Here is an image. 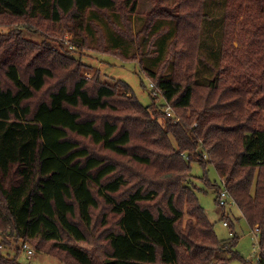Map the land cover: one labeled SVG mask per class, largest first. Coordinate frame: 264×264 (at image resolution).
I'll return each mask as SVG.
<instances>
[{"label": "trees", "instance_id": "16d2710c", "mask_svg": "<svg viewBox=\"0 0 264 264\" xmlns=\"http://www.w3.org/2000/svg\"><path fill=\"white\" fill-rule=\"evenodd\" d=\"M207 1L148 14L143 35L171 19L176 36L160 67L145 71L147 106L125 81L88 76L94 66L63 43L66 31L88 49L91 12L129 45L140 42L138 0H0V26H16L0 34V264H22V242L64 264H249L235 250L222 180L264 251V0H227L213 63L201 53ZM40 30L43 42H30ZM193 164L220 177L208 186L230 241L199 202Z\"/></svg>", "mask_w": 264, "mask_h": 264}, {"label": "rangeland", "instance_id": "374dc122", "mask_svg": "<svg viewBox=\"0 0 264 264\" xmlns=\"http://www.w3.org/2000/svg\"><path fill=\"white\" fill-rule=\"evenodd\" d=\"M179 0H138V7L136 14L131 17L132 30L134 36L140 35V42L129 45L128 41L122 40L117 32L110 26L107 19L99 13L91 12L90 18L95 20L97 24L90 25L89 30L86 31V48L81 50L70 43L73 35L71 33L64 32L63 43L66 49L72 52V55L78 59L84 60L89 65H93L94 70L87 72L88 76H93L95 72L99 71L103 73L108 83L115 80H123L130 84L133 88L136 96L144 105H151L153 98L150 95V88L152 82L146 74V70H157L160 65L166 60L169 52V45L174 41L176 36V26L171 19H157L152 26V30L147 35H143V28L147 21L148 14L155 9L165 10L171 14H175L176 5ZM227 6V0H208L205 6V14L207 18L202 27V40H201V53L209 63H213L215 56L220 47V41L222 39L223 32V17ZM118 14H112L119 21ZM89 18V19H90ZM98 25H100L102 32L105 36V42L102 33L98 34ZM121 28L125 29V26L121 23ZM16 29V26H0V34H8L10 31ZM24 31V30H23ZM28 32V31H26ZM27 35L29 41L36 43L43 42L45 39L40 31H31ZM103 38L101 43L102 48L106 54L97 53L96 49L99 48V37ZM137 41V40H135ZM60 39L57 40L53 46L60 47ZM58 43V44H57ZM239 48L240 46L236 44ZM94 48V49H92ZM124 56V57H123ZM136 57V58H134ZM134 58V59H132ZM133 60V61H132ZM136 60V61H134ZM201 65L200 69L203 72L204 79L211 75L209 68L205 69ZM102 75V74H101ZM155 94V93H154ZM159 103L163 102L161 96H159ZM193 182L198 187L197 196L201 206L206 210V213L215 227L217 236L222 241L232 240L233 233L229 228H226L222 220V210L218 206L217 194L215 190H212L208 185L220 184L221 180L216 172L215 168L209 165L206 171L199 164H193L192 168ZM232 207V210H231ZM228 206L227 215L231 218L236 227V233L239 236L236 251L242 257L249 261V264H258V260L255 254L256 241L253 238V231L250 229L249 224L246 221L245 216L240 210L233 204ZM242 218V219H241ZM99 228H103V225H98ZM99 233L94 230L90 234L89 240L91 243L98 240ZM33 247V244L31 245ZM15 245L11 250L15 251ZM35 248V246H34ZM0 249L4 250L3 245H0ZM15 253V252H13ZM47 251L35 252V256L32 259H27L24 254L19 258L22 264H64L58 259L48 256ZM222 257H226V260L231 256L230 254L223 253ZM230 264H245L242 261L235 260Z\"/></svg>", "mask_w": 264, "mask_h": 264}, {"label": "built area", "instance_id": "2783aa9c", "mask_svg": "<svg viewBox=\"0 0 264 264\" xmlns=\"http://www.w3.org/2000/svg\"><path fill=\"white\" fill-rule=\"evenodd\" d=\"M151 88H154V84H151ZM165 111H166V113H167V115L169 117L173 116V114H174L172 108H170V107H167ZM185 157H186V159H188V157L186 155H185ZM222 184H223V187H224V191L222 193V205H226L228 203L230 205H233L234 204L233 200L228 202L229 193H228V190H227V187H226V184H225V180H222ZM224 225L228 226V224L226 222H224ZM252 231H253V238L256 241V248H257V245H258V249H256L255 254H256L257 260L259 262L260 259H261V256L264 255V251L261 249V244H260V234L261 233H260V230H259L258 226H256L254 229H252ZM20 250L22 251L24 256H26L27 259H32L35 256V250L29 243L22 242L20 244Z\"/></svg>", "mask_w": 264, "mask_h": 264}]
</instances>
